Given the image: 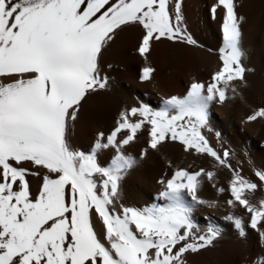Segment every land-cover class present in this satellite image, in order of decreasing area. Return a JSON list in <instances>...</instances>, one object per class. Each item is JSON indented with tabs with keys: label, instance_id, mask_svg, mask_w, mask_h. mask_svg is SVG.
Returning a JSON list of instances; mask_svg holds the SVG:
<instances>
[{
	"label": "snow or ice",
	"instance_id": "obj_1",
	"mask_svg": "<svg viewBox=\"0 0 264 264\" xmlns=\"http://www.w3.org/2000/svg\"><path fill=\"white\" fill-rule=\"evenodd\" d=\"M182 9V0H0V264H188L222 234L212 224L202 229L194 211L221 202L222 218L239 238L246 229L258 236L261 252L242 264H264V196L251 199L258 189L264 193V170L253 169V182L239 161L233 166L236 153L220 134L217 146L206 135L213 132L211 105L240 97L251 71L243 63V17L234 0L208 7L212 20L219 17L221 46L206 83L192 80L182 96L161 97L158 109L139 101L119 108L113 127L96 132L87 154L70 143L84 103L108 91L101 57L119 33L140 30L136 51L145 60L153 43L201 47ZM152 72L145 63L139 80L149 81ZM258 121L264 122V106L240 123ZM142 131L137 158L126 148ZM165 143L207 166H173L161 157L154 202L122 203L129 172ZM101 153L108 154L103 162ZM219 171L228 174L226 186ZM205 186L223 200L202 199Z\"/></svg>",
	"mask_w": 264,
	"mask_h": 264
},
{
	"label": "bare ground",
	"instance_id": "obj_2",
	"mask_svg": "<svg viewBox=\"0 0 264 264\" xmlns=\"http://www.w3.org/2000/svg\"><path fill=\"white\" fill-rule=\"evenodd\" d=\"M183 15L190 34L201 47L173 46L167 42L153 43L146 60L136 51L140 30L130 28L118 34L114 43L103 53L101 68L108 76V91L100 96L90 97L83 105L79 118L70 129V143L86 154L90 151L97 131L108 132L114 125L119 108L147 103L158 109L161 97L182 96L192 80L207 82L210 74L219 64L218 49L221 46L219 17L212 20L208 7L212 0H182ZM241 23V47L244 51V65L251 69L245 73L246 86L239 88L240 97L223 106L211 105L210 125L212 133H206L214 146L215 133L220 134V142L236 153L233 166L242 169V174L258 183L253 169L264 170V122L242 126L241 117L252 108L264 106V0H234ZM147 63L153 68L149 81L141 82L139 72ZM110 66V67H109ZM146 132H140L135 142L126 152L138 158L139 149L145 145ZM246 153V155H245ZM108 154H98L103 162ZM169 159L173 166H207V161L185 156L174 143H165L158 152L149 150L147 157L139 161L122 182V203L128 206L143 207L150 205L159 191L156 183L163 170L164 161ZM228 174L218 172V180L226 186ZM31 180V178H30ZM35 191L36 184L31 181ZM205 200L222 201L211 188L205 186L200 193ZM264 196L259 189L251 196L255 203ZM227 214L221 202L216 207L198 206L194 211V221L203 229L209 224L222 230L215 246L200 255H190L188 264H242L247 257L251 259L261 252L258 236L246 229V237L239 238L230 225L223 220ZM237 215L241 210L237 209ZM246 219V217H245ZM96 223L98 235L102 226Z\"/></svg>",
	"mask_w": 264,
	"mask_h": 264
}]
</instances>
